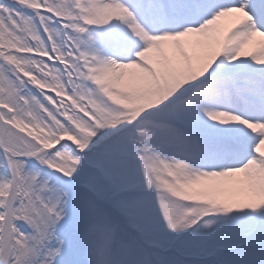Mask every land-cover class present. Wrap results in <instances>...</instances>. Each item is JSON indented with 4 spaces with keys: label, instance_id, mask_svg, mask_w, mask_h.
I'll return each instance as SVG.
<instances>
[{
    "label": "snow or ice",
    "instance_id": "1",
    "mask_svg": "<svg viewBox=\"0 0 264 264\" xmlns=\"http://www.w3.org/2000/svg\"><path fill=\"white\" fill-rule=\"evenodd\" d=\"M0 264H264V0H0Z\"/></svg>",
    "mask_w": 264,
    "mask_h": 264
}]
</instances>
